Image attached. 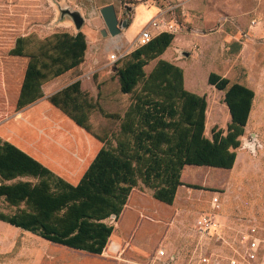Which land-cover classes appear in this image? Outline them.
<instances>
[{"label":"rangeland","instance_id":"rangeland-1","mask_svg":"<svg viewBox=\"0 0 264 264\" xmlns=\"http://www.w3.org/2000/svg\"><path fill=\"white\" fill-rule=\"evenodd\" d=\"M122 1L132 6L144 3L170 10L168 15L178 23L179 29L173 32L174 39L166 49L165 59L175 60L183 69L187 89L205 95L206 134L215 126L227 129L230 122L224 91L208 83L210 72L254 90L248 127L241 136V146L236 149L238 160L232 170L185 165L181 176L184 185L179 186L173 204L159 202L151 190L137 186L120 217L110 220L115 228L114 236L103 254L75 250L0 220V264H257L245 256L242 238L246 231L255 228L264 256V0ZM124 12L122 8L119 16H124ZM128 15L131 20L132 13ZM56 16L57 8L52 0H0V124L15 122L20 112L34 104L17 108L29 57L11 54V48L19 36L31 35L39 42L57 32L73 33L65 24L54 25ZM181 51L189 55H181ZM105 62L106 70L112 68L109 58ZM153 62L145 65L146 73L151 71ZM84 77L82 89L106 111L121 115L131 94H121L114 71L104 75L95 69ZM56 78L43 83L44 95L40 99L51 91L49 85ZM49 119L69 129L75 123L62 111L46 121ZM91 122L93 131L102 136H111L120 124L119 119L96 110L91 113ZM17 124L9 133L11 142L73 183L84 174L102 146L95 138L96 154L78 178L47 157V146L34 139L33 129L23 121ZM255 141L262 146L255 144L253 152L245 145L253 146ZM68 154L76 157L75 151ZM213 196L219 201L216 209L211 205ZM5 204L0 201V210L8 211ZM204 212L211 213L217 224L210 234H200L195 228L197 218ZM160 249L167 251L166 257H157ZM204 257L208 258L206 262L202 261Z\"/></svg>","mask_w":264,"mask_h":264},{"label":"trees","instance_id":"trees-1","mask_svg":"<svg viewBox=\"0 0 264 264\" xmlns=\"http://www.w3.org/2000/svg\"><path fill=\"white\" fill-rule=\"evenodd\" d=\"M174 34L159 32L145 45L113 64L120 91L131 94L123 114L106 111L80 79L50 94L48 101L102 142L80 177L72 183L29 152L0 136V220L64 246L102 254L131 191L139 185L159 202L173 204L185 165L234 168L255 92L243 83L210 72L208 83L224 91L227 129L215 126L206 136L207 100L184 85V71L159 58L149 73L145 65L171 46ZM34 42V45L31 44ZM82 31L57 32L39 42L19 36L10 53L28 56L17 108L43 97V83L78 67L85 59ZM96 110L120 120L118 130L102 136L92 129ZM232 168V169H233ZM130 200V199H129Z\"/></svg>","mask_w":264,"mask_h":264},{"label":"crops","instance_id":"crops-1","mask_svg":"<svg viewBox=\"0 0 264 264\" xmlns=\"http://www.w3.org/2000/svg\"><path fill=\"white\" fill-rule=\"evenodd\" d=\"M65 1L70 6H72V8L82 9V13L85 18V23L83 27L80 28V30L86 36V41H87L85 60L82 63H80L78 67L70 70L69 73H67L66 75L58 76L49 85V87L51 86V91H49V93L47 92L44 98L38 100L32 106L20 112L19 116L15 119V122L11 121L0 124V136L5 140L12 141L13 138H11V135L9 133L12 131L13 126L16 127L17 125H19L17 123L23 121V124H25L28 128H30V130L33 129L34 139L38 142L39 141L43 142L47 146L48 151L47 153L45 152L47 157L51 158L52 161H54V163L57 166L64 168V170L67 169L68 172H73V175L78 176L79 178V174H81L86 163H88L90 158H92L94 154H96L97 147L95 146V142H94L96 141L95 137L89 135L83 128L79 127V125L76 123H74V125H71V129H69V128H64L63 126H61V124L57 125L56 123L57 121L55 120L49 119L46 121L47 118H56L58 116L59 111H61L58 109V107L52 105L48 101L47 97L53 92L58 91L62 87H66L67 85L71 84L74 80L77 79H80L81 85L82 87H84L83 83L86 79L84 76L89 75L95 69L100 70L104 75H106L107 73L110 74L112 71L109 73V69L106 70L107 67H105V65L107 64L105 62L107 58H109V62H111L110 53L113 51L114 52L117 51L121 53L132 52L135 49V45H136L135 41L139 31L146 25V23L149 22L151 17L158 11V7L155 6L148 7V5H145L144 3H141V5L140 4L135 5L134 11L132 12V18L129 22V26L127 28H124L119 36L114 37L109 34L107 36L102 35L101 31L103 28H105V23L99 11L102 7L112 3L115 4V7L117 8L119 14L120 10L122 8L124 9V5L127 3H124L122 0H65ZM153 31L156 30L152 29V32ZM73 33L75 32L73 31ZM155 34H157V32ZM165 53L166 50L157 59H155V62H157L159 58L165 59ZM165 60H169V59H165ZM169 61L175 63V60H169ZM155 62H153V66ZM115 80L118 82V76L115 77ZM63 82L64 83L66 82V84H64ZM95 92H96L95 96L97 97V93H98L97 88H95ZM121 94L124 95L126 93L122 92ZM129 105L130 102H127L124 107V110H126ZM124 110L122 111L121 114H123ZM43 125L44 128H42ZM206 126H208L207 122H206ZM247 127H248V123L246 129ZM36 131L37 132L39 131L40 134L37 133ZM45 135L60 136L57 139L59 141L55 140L54 136L46 138ZM206 136L211 138V132L210 134H206ZM48 141L54 142L60 148L55 147L52 143ZM87 144L89 148H87ZM258 145L262 146V144L260 143H258ZM71 149H76V150H71ZM73 151L76 152L75 158L68 154ZM238 157L239 154L237 155V160ZM232 168H230L229 170H232ZM181 181L183 182L184 180ZM130 201L131 198L127 203H130ZM211 205L213 209H216L213 205V202H211ZM114 231L112 233L110 240H112L114 236ZM110 240L108 241L107 246L105 247L103 253H105L107 248L109 247ZM244 243L245 242H243L242 244L245 254ZM158 252L159 250L156 253L158 258L167 256L166 250H165V255L163 256H160ZM173 258L174 257L172 255V259ZM260 260H264V256L261 252V247L259 246L258 259L255 261L254 260L251 261H254L255 263L258 264Z\"/></svg>","mask_w":264,"mask_h":264},{"label":"built area","instance_id":"built-area-1","mask_svg":"<svg viewBox=\"0 0 264 264\" xmlns=\"http://www.w3.org/2000/svg\"><path fill=\"white\" fill-rule=\"evenodd\" d=\"M168 13H170L169 9L158 7V11L151 17L149 22L146 23V25L139 31L135 41L136 48L141 45H145L146 43L148 44L152 40V38L156 35L152 32V28L156 30L157 34L161 31L173 33L179 29L178 23L174 20V18H170ZM254 23L255 21L252 20L251 24L254 25ZM125 54L126 52L121 53L113 51L110 53V61L115 62ZM212 202L215 208L219 207V201L217 196L212 197ZM216 225L217 224L213 215L211 213L204 212L200 214V216L197 218L195 228L200 234H209L215 229ZM242 240L243 242H245V256L249 260H257L259 256V240L256 236L255 228H250L248 231H246L243 235ZM158 253L160 256H163L165 255V250L160 249ZM207 259L208 258L204 257L202 261L206 262ZM258 264H264V260H260Z\"/></svg>","mask_w":264,"mask_h":264},{"label":"water","instance_id":"water-1","mask_svg":"<svg viewBox=\"0 0 264 264\" xmlns=\"http://www.w3.org/2000/svg\"><path fill=\"white\" fill-rule=\"evenodd\" d=\"M52 2L57 8V16L54 20V25L58 26L65 24L66 26L71 27L75 33L80 31V28L83 27L85 23L82 9L72 8V6H70L65 0H52ZM134 8L135 7L130 4H125V16H119L115 4L111 3L102 7L99 11L105 23V28H103L101 31L102 35L107 36L109 34L114 37L119 36L122 30L129 26L130 18L128 14L130 12L132 13L134 11ZM180 54L186 56L189 55L188 52L183 51H181ZM113 65L112 68L109 69V73L111 71H114ZM255 139L257 138L255 137ZM255 144L257 145V141H255L253 143V146L251 147V150L253 152H255ZM112 218H115V215H113Z\"/></svg>","mask_w":264,"mask_h":264},{"label":"clouds","instance_id":"clouds-1","mask_svg":"<svg viewBox=\"0 0 264 264\" xmlns=\"http://www.w3.org/2000/svg\"><path fill=\"white\" fill-rule=\"evenodd\" d=\"M245 146H246V147H252V145H251V144H246Z\"/></svg>","mask_w":264,"mask_h":264},{"label":"flooded vegetation","instance_id":"flooded-vegetation-1","mask_svg":"<svg viewBox=\"0 0 264 264\" xmlns=\"http://www.w3.org/2000/svg\"><path fill=\"white\" fill-rule=\"evenodd\" d=\"M125 16V15H124Z\"/></svg>","mask_w":264,"mask_h":264}]
</instances>
